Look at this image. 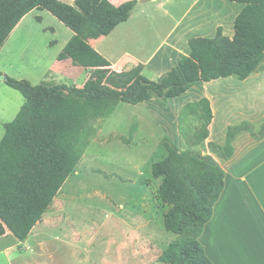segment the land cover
Returning <instances> with one entry per match:
<instances>
[{"label":"trees","instance_id":"trees-1","mask_svg":"<svg viewBox=\"0 0 264 264\" xmlns=\"http://www.w3.org/2000/svg\"><path fill=\"white\" fill-rule=\"evenodd\" d=\"M228 1L244 5L235 20L234 36L226 35L220 26L213 37H192L189 55L153 80L143 73L142 64L114 70L90 43L127 22L137 0L120 5L111 0H75L74 4L0 0V48L27 14L35 9L48 10L74 32L59 60L71 59L74 65L90 69L83 87L46 81L34 85L27 79L5 76L6 83L21 92L25 103L15 119L5 124L0 142V238L7 230L19 241L29 237L80 163L91 125L108 117L120 103L167 101L196 85L231 76L244 80L264 70V0ZM191 116L201 125H188ZM213 118L208 97L187 103L179 126L188 148L181 150L166 138L163 145L167 155L152 166L153 176L162 178L160 198L169 205L165 227L177 235L158 262L213 264L200 237L225 188L226 172L213 155L193 149L209 138ZM256 128L248 121L230 125L225 145L209 144L223 151L222 158L231 157L238 133L249 130L257 138L264 136V123L258 131Z\"/></svg>","mask_w":264,"mask_h":264},{"label":"crops","instance_id":"crops-1","mask_svg":"<svg viewBox=\"0 0 264 264\" xmlns=\"http://www.w3.org/2000/svg\"><path fill=\"white\" fill-rule=\"evenodd\" d=\"M111 1L120 5L127 0ZM141 2L137 0L130 19L105 36L107 40L101 37L91 39L90 43L111 62L114 70H128L142 64L143 73L153 80H158L183 56L189 55L192 37H213L220 26L226 35L233 37L236 17L244 8L242 3L228 0H188L185 6L178 1L172 5V10L166 9L155 21L149 22L143 14L135 15ZM163 6L164 2H161L156 9ZM45 11L48 10L35 9L27 14L0 48V73L4 74L0 75V142L6 132L5 124L15 119L25 103L21 92L6 83V75L27 79L33 84L46 81L77 87H83L90 76V69L74 65L71 59L58 58L74 35L71 29L65 41L58 40L52 48L40 42L32 29V20L28 19L37 13L35 17L42 18L40 23L45 24L49 18L46 13H50ZM48 28L57 33V27ZM233 77L192 87L186 93H192L200 86L203 90L178 105V109L203 97L211 100L212 108L217 97L220 101L225 97L232 98L235 125L248 121L256 125L255 131H258L264 123V101H260L264 99V70L240 79L241 82ZM216 123L214 112L207 140L225 145L226 139L224 143L216 140L220 137ZM232 145L231 157L217 159L226 172L225 188L200 241L213 264H264V136L257 138L245 130L237 134ZM46 216L47 213L25 241L15 237L16 244L0 245V264H16L19 254H27L34 247L33 242L41 241L44 230L40 227L45 222L52 223ZM9 232L7 230L0 241L10 235ZM23 250L26 253L21 252ZM22 264H28L26 258Z\"/></svg>","mask_w":264,"mask_h":264},{"label":"rangeland","instance_id":"rangeland-1","mask_svg":"<svg viewBox=\"0 0 264 264\" xmlns=\"http://www.w3.org/2000/svg\"><path fill=\"white\" fill-rule=\"evenodd\" d=\"M178 1L185 6L188 0H142L135 15L143 14L153 22ZM161 2L164 6L156 9ZM36 14L28 20L40 42L52 48L58 40L65 41L70 28L51 12L46 13L45 24ZM47 26L57 27V33ZM202 90L200 86L167 101L120 103L108 117L94 122L80 163L47 211L46 218L52 223L40 227L44 230L41 241L33 242L27 254H19L16 264L25 258L28 264H163L158 258L177 235L165 227L169 205L160 198L162 178L153 176L152 166L167 155L166 138L181 150L188 148L179 126L183 107L178 109V105ZM234 106L232 98L214 100L219 143L225 142L229 125L237 123ZM188 121L193 128L201 125L193 116ZM210 142L193 149L218 159L223 151ZM9 234L0 245L18 242Z\"/></svg>","mask_w":264,"mask_h":264}]
</instances>
